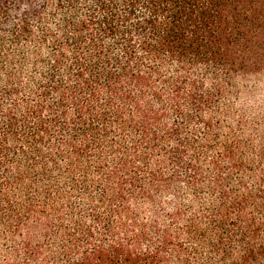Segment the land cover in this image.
I'll use <instances>...</instances> for the list:
<instances>
[{"label":"trees","instance_id":"16d2710c","mask_svg":"<svg viewBox=\"0 0 264 264\" xmlns=\"http://www.w3.org/2000/svg\"><path fill=\"white\" fill-rule=\"evenodd\" d=\"M264 0H0V264H264Z\"/></svg>","mask_w":264,"mask_h":264},{"label":"rangeland","instance_id":"374dc122","mask_svg":"<svg viewBox=\"0 0 264 264\" xmlns=\"http://www.w3.org/2000/svg\"><path fill=\"white\" fill-rule=\"evenodd\" d=\"M238 96H232L234 118H242L245 134L264 135V72L235 80Z\"/></svg>","mask_w":264,"mask_h":264}]
</instances>
